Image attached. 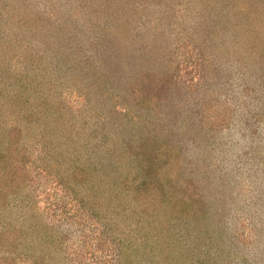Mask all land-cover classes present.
I'll return each instance as SVG.
<instances>
[{
    "label": "rangeland",
    "instance_id": "1",
    "mask_svg": "<svg viewBox=\"0 0 264 264\" xmlns=\"http://www.w3.org/2000/svg\"><path fill=\"white\" fill-rule=\"evenodd\" d=\"M0 159L1 264H264V0H0Z\"/></svg>",
    "mask_w": 264,
    "mask_h": 264
},
{
    "label": "trees",
    "instance_id": "2",
    "mask_svg": "<svg viewBox=\"0 0 264 264\" xmlns=\"http://www.w3.org/2000/svg\"><path fill=\"white\" fill-rule=\"evenodd\" d=\"M0 161H1V159H0ZM2 167H3V169H5L6 165L2 166L0 164V172H1ZM139 169L141 171L138 173V176H135L132 180H130V182L126 181V183L129 182V185L128 184H127V186L125 185L128 189L130 188L129 189L130 191L133 192L136 200L139 199V194H143L144 192H145V194H149V195L153 194L151 187H153L152 184L155 183V180L152 178L153 177L155 178L158 175L157 170H155L156 168L152 165V163H150L148 161H146V163L144 165L139 166ZM140 176H144V178H142ZM168 188L169 187L163 188L165 191H168L167 192L168 194L166 193L163 196V201L160 203L161 205L156 202L157 204L154 203V206L152 205V207H151V205L150 206L145 205V206L141 207L142 212L149 216L148 219L150 218L149 219L150 221L152 220V222H153L157 218L161 219L160 214L168 215V214L173 213L175 207L178 206L176 204H169V202H167L166 207L163 206L164 199H166L167 197H168V199H175L174 192H172V190H167ZM3 263L5 264L4 258H3ZM0 264H1V262H0Z\"/></svg>",
    "mask_w": 264,
    "mask_h": 264
}]
</instances>
